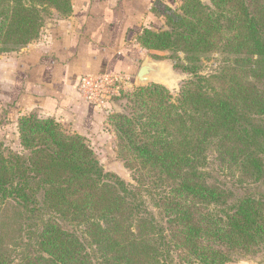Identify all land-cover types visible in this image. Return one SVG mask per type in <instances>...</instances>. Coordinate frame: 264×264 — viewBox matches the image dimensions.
Wrapping results in <instances>:
<instances>
[{
	"label": "trees",
	"instance_id": "trees-1",
	"mask_svg": "<svg viewBox=\"0 0 264 264\" xmlns=\"http://www.w3.org/2000/svg\"><path fill=\"white\" fill-rule=\"evenodd\" d=\"M179 2L156 1L165 28L138 43L183 54L188 80L175 96L139 87L130 113L110 117L134 184L52 119L18 118L23 153L0 136V264H232L264 252V0ZM49 10L66 18L71 0H0V55L37 39ZM214 55L220 67L201 74Z\"/></svg>",
	"mask_w": 264,
	"mask_h": 264
},
{
	"label": "crops",
	"instance_id": "crops-1",
	"mask_svg": "<svg viewBox=\"0 0 264 264\" xmlns=\"http://www.w3.org/2000/svg\"><path fill=\"white\" fill-rule=\"evenodd\" d=\"M156 1L171 8L176 4V0H71L68 17L52 20L38 40L8 59L0 58L4 119L0 136L16 139L18 117L30 112L75 130L93 126L101 111L78 99V78L115 73L133 83L147 52L152 54L139 45L138 37L144 29L165 28L163 18L152 12Z\"/></svg>",
	"mask_w": 264,
	"mask_h": 264
},
{
	"label": "rangeland",
	"instance_id": "rangeland-1",
	"mask_svg": "<svg viewBox=\"0 0 264 264\" xmlns=\"http://www.w3.org/2000/svg\"><path fill=\"white\" fill-rule=\"evenodd\" d=\"M203 3H209V0H201ZM176 4L173 5L172 8H176L179 6L180 2L179 0L175 1ZM44 18L43 26L40 28L39 35L37 39H35L32 42H35L39 39L41 32L44 30L46 24L52 22V20L59 18L57 13L53 10H49L48 14H42ZM164 21V19H163ZM161 29L160 25L155 26V30L158 31ZM31 42V43H32ZM30 43V44H31ZM24 48H20L14 52H8L5 54L0 55V58L8 59L9 57L13 56L14 53L19 52ZM149 51V50H148ZM152 54H149L147 52L146 56H148V59H153L156 63H159L162 66L163 71H168L170 75V81L168 84L163 85L159 82H150L149 85H161L168 89V91L175 96L181 86L188 80V76L180 70L177 65H182L184 58L183 54L181 53H174L170 51H153L150 50ZM222 64V58L220 56L214 55V56H208L205 58L201 64L200 72L203 75H209L216 71L220 65ZM139 87H146V86H140L136 83V81H133L130 85L124 86V88L119 92V95L112 98L111 102L109 104V107L99 110L101 111L97 119L94 121L93 126L90 128H81V129H74L73 127L61 125L59 122L54 120L53 118H42L35 112H30L28 114H24L23 116H30L35 115L39 119L45 120V119H52L58 124L61 125V127L68 132L69 134H77L81 137H83L86 141V143L89 145L91 150L94 152L95 156L97 157L100 165L104 169V171L112 173L119 177L121 180L125 181L126 183L134 184L133 180V174L132 172L125 167L124 164V158L121 151H119L118 147V140L114 131V127L111 124L110 117L112 115H121V114H129L130 109L132 107L130 101L127 99V96L132 94L137 88ZM18 117V118H20ZM18 120V119H17ZM4 123V119L2 116H0V127ZM14 130L16 132V139L10 138L6 144L12 151L16 153H23L22 148L20 147L19 143V134H18V128H17V121L14 126ZM127 159V157H125ZM214 166V165H212ZM147 196L146 200L148 201V205H151V197L155 196L154 192H144ZM152 201V200H151ZM177 257L174 256V261L177 262ZM238 261H251L256 264H264V252H261L254 257L252 255L245 256L241 258H237L235 263ZM233 264V263H232Z\"/></svg>",
	"mask_w": 264,
	"mask_h": 264
},
{
	"label": "built area",
	"instance_id": "built-area-1",
	"mask_svg": "<svg viewBox=\"0 0 264 264\" xmlns=\"http://www.w3.org/2000/svg\"><path fill=\"white\" fill-rule=\"evenodd\" d=\"M131 81L125 76L118 74L82 75L76 83L78 99L95 109H105L111 99L118 96L124 86L130 85Z\"/></svg>",
	"mask_w": 264,
	"mask_h": 264
},
{
	"label": "water",
	"instance_id": "water-1",
	"mask_svg": "<svg viewBox=\"0 0 264 264\" xmlns=\"http://www.w3.org/2000/svg\"><path fill=\"white\" fill-rule=\"evenodd\" d=\"M135 81L140 86H147L150 82H159L166 85L170 81L168 71H163L162 66L150 59L143 61L136 74Z\"/></svg>",
	"mask_w": 264,
	"mask_h": 264
}]
</instances>
